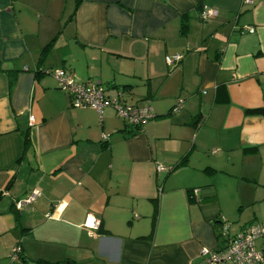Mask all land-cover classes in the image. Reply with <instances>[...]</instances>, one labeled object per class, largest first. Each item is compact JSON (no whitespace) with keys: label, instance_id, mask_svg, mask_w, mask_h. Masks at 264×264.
Listing matches in <instances>:
<instances>
[{"label":"crops","instance_id":"crops-1","mask_svg":"<svg viewBox=\"0 0 264 264\" xmlns=\"http://www.w3.org/2000/svg\"><path fill=\"white\" fill-rule=\"evenodd\" d=\"M75 1L0 0V264H205L264 219V0ZM59 68L155 116L72 107Z\"/></svg>","mask_w":264,"mask_h":264},{"label":"built area","instance_id":"built-area-1","mask_svg":"<svg viewBox=\"0 0 264 264\" xmlns=\"http://www.w3.org/2000/svg\"><path fill=\"white\" fill-rule=\"evenodd\" d=\"M255 0H242L245 4H251ZM216 9L203 6L199 12V19L202 22L210 20L216 16ZM245 30L253 32L254 29L246 26ZM182 59V54H174L165 56V62L169 66L176 65ZM51 74L58 88L65 92L70 101V105L75 108L88 107L101 114L105 107H112L116 114L129 127L140 128L146 121L153 116L152 108L148 105L138 106L132 105L121 100L119 96H106L104 88L98 81H81L74 74L63 68L52 69L46 71ZM182 99H178L173 106L172 112H177L181 107ZM29 121H33V117H29ZM103 139H106L103 136ZM167 167L157 164L156 171H167ZM199 188L192 189V193L198 199ZM39 195L38 189L32 191L23 198L15 202L17 208H21L25 204H30ZM60 205L56 206L59 210ZM49 217V215H48ZM98 223L90 217L86 223L89 229L97 228ZM220 246L215 249L203 247L201 255L205 264H262L264 263V220L259 222H250L239 229H233L231 224L221 218V230L219 233ZM19 246L12 248L10 260H18Z\"/></svg>","mask_w":264,"mask_h":264},{"label":"trees","instance_id":"trees-1","mask_svg":"<svg viewBox=\"0 0 264 264\" xmlns=\"http://www.w3.org/2000/svg\"><path fill=\"white\" fill-rule=\"evenodd\" d=\"M80 1L81 0H76L75 1V8H74V10L77 8V6L79 5V3H80ZM53 42H54V40H51V42L49 43V44H47L46 46H45V49H44V51L45 50H47V48H49L50 46H52V44H53ZM122 100V99H121ZM125 102V101H124ZM245 114L246 115H260V116H264V106H262V107H258V108H251V109H246L245 110ZM155 116V114L153 113V116L151 117V118H153ZM150 118V119H151ZM149 119V120H150ZM147 122V121H146ZM145 124V123H144ZM143 124V125H144ZM142 127V126H141ZM198 199H199V196H198ZM221 220V219H220ZM262 220H264V219H262ZM261 221V220H260ZM255 222H259V221H255ZM243 226V225H242Z\"/></svg>","mask_w":264,"mask_h":264},{"label":"rangeland","instance_id":"rangeland-1","mask_svg":"<svg viewBox=\"0 0 264 264\" xmlns=\"http://www.w3.org/2000/svg\"><path fill=\"white\" fill-rule=\"evenodd\" d=\"M71 16H72V11L66 14L64 18H62V20L60 21L61 29L51 40H54V38H56L59 34L65 36L68 33L71 27L70 26ZM51 40L47 44H49Z\"/></svg>","mask_w":264,"mask_h":264}]
</instances>
